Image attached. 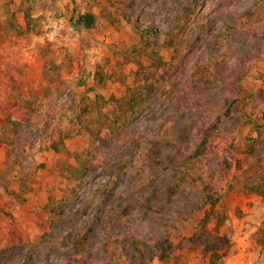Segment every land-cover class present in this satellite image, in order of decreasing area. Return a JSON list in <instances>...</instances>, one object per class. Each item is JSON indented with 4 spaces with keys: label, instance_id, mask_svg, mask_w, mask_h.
I'll use <instances>...</instances> for the list:
<instances>
[{
    "label": "rangeland",
    "instance_id": "1",
    "mask_svg": "<svg viewBox=\"0 0 264 264\" xmlns=\"http://www.w3.org/2000/svg\"><path fill=\"white\" fill-rule=\"evenodd\" d=\"M127 7L135 28L164 35L188 0H130ZM87 11L97 16L91 29L78 22ZM239 20L246 27L231 28ZM263 34L264 0H203L172 74L142 112H121L94 152L81 99L127 94L139 68L127 53L139 35L109 0H0V264H82L76 251L84 238L89 264H264V141L254 155L244 151L252 123L262 122ZM161 54L169 60L173 48ZM97 64L111 74L105 85L93 83ZM229 105L215 140L226 136L222 147L233 165L210 190L217 212L206 225L216 236L208 249L191 237L211 208L201 205L208 183L201 174L217 173L219 161L214 151L189 156ZM9 114L29 119L18 134L5 121ZM68 132L65 147L54 151L52 142ZM69 164L82 173L71 174ZM259 165L261 189L248 192L242 177ZM179 166L190 176L175 190ZM131 232L148 248L124 243ZM155 236L173 242L170 261L153 256Z\"/></svg>",
    "mask_w": 264,
    "mask_h": 264
},
{
    "label": "trees",
    "instance_id": "2",
    "mask_svg": "<svg viewBox=\"0 0 264 264\" xmlns=\"http://www.w3.org/2000/svg\"><path fill=\"white\" fill-rule=\"evenodd\" d=\"M130 0H109V5L114 9L119 10L124 20L131 24L133 31L139 35V42L134 45L127 53L130 59L135 62L139 68L134 72L133 84L129 87L128 92L124 96L115 97L113 95L105 99L104 96L98 94L95 97L94 102L91 104L87 103V97L81 99V112L85 119L89 117L90 121L86 125H82L85 130L89 133L93 144V151L100 145L106 142L103 136V130L110 125L119 122L120 113L129 111L133 116L142 112L151 101V97L157 92L158 84L161 81L166 80L173 72L175 65L180 58V52L183 48L182 39L186 28L192 23L194 17L198 13L201 3L203 0H188V7L185 14L179 20L169 22L166 25V34L161 35L156 28L152 26H144L142 29L134 27V19L129 16V9L127 7ZM102 14L105 15L110 23L115 25L118 20L115 18L107 8L102 7ZM24 17L27 24V30H31L32 16L30 10L24 11ZM78 22L85 29H91L97 22V16L90 11L80 14ZM246 24L239 20L231 24V28L238 29L246 27ZM264 35V34H263ZM163 47L173 48V54L169 60H166L161 54ZM264 57V51L260 53V58ZM145 61H147L145 64ZM111 78V74H108L105 70V64H97L93 73L94 85H105ZM261 79L260 92L264 97V74L259 75ZM109 106V108H106ZM232 109L229 105L223 113L217 114L213 124L204 131L202 139L196 145L195 149L189 156V160L201 158L211 151H214L219 161V170L215 174H201L204 180L208 183L205 184L206 194L201 200V205L210 204V210L206 211L205 216L200 222V230L191 237V241L198 242L205 245L208 249H214L215 247L211 244L215 243L213 233L207 232L206 225L208 224L212 214L217 212L215 205L216 201L210 194V190L218 180H222L226 175L227 171L232 167V159L227 155L226 149L222 147V143L227 142L226 136H219V140H215L218 137L216 131L218 127L231 116ZM89 115V116H86ZM262 122H253L251 131L246 136L244 151L247 155H254L256 151L263 144V131H264V109L261 112ZM5 121L12 127L15 134H18L24 125L29 121L28 118L18 117L13 114H9ZM70 132L61 134L58 141L52 142V149L58 152L65 147V140L71 137ZM14 141H10V145H13ZM94 152L90 154V157H95ZM11 149L8 150L7 159L11 158ZM76 159H80V155L76 154ZM261 165L258 166L255 172L246 173L242 177L243 188L248 192L257 193L261 189ZM176 173V182L174 184L175 190L179 188L182 181L188 177V172L185 168H181ZM68 171L73 175H80L82 171L69 164L67 166ZM190 176V175H189ZM192 178L195 176L192 175ZM198 179V178H195ZM223 221V217H220L218 221V227L216 232H219V227ZM83 231L79 232L78 237L82 236ZM260 243L264 245V226L261 229ZM87 237V235H86ZM114 241H121V238L112 237ZM124 243L128 244H140L142 248H148L147 241L140 240L134 232L127 234L123 238ZM153 256L166 263L170 261L174 253V244L168 237L155 236L150 239ZM125 244V245H126ZM91 245L87 238L79 242L76 251V258L78 263L89 264ZM112 258V256H111ZM116 264H120L117 262Z\"/></svg>",
    "mask_w": 264,
    "mask_h": 264
}]
</instances>
